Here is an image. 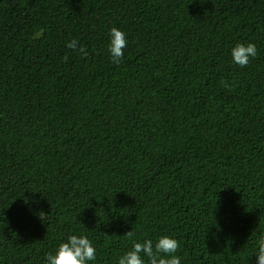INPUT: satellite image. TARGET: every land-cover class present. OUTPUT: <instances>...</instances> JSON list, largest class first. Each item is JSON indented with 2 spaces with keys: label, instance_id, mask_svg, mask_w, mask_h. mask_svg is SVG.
<instances>
[{
  "label": "trees",
  "instance_id": "16d2710c",
  "mask_svg": "<svg viewBox=\"0 0 264 264\" xmlns=\"http://www.w3.org/2000/svg\"><path fill=\"white\" fill-rule=\"evenodd\" d=\"M70 234L93 264L161 235L182 264H255L264 0H0V264H45Z\"/></svg>",
  "mask_w": 264,
  "mask_h": 264
},
{
  "label": "clouds",
  "instance_id": "9594fccd",
  "mask_svg": "<svg viewBox=\"0 0 264 264\" xmlns=\"http://www.w3.org/2000/svg\"><path fill=\"white\" fill-rule=\"evenodd\" d=\"M78 41L70 40L66 47L84 53V47L77 48ZM128 45L127 33L113 26L108 34L107 51L113 63H119L124 57ZM258 50L253 42H238L230 51L232 63L240 67L248 65L250 59L257 56ZM225 82V87H227ZM37 219L44 221L47 215L40 208L33 213ZM129 237L132 231L127 233ZM180 247L174 236L161 235L155 243L146 238L142 242H134L131 249L119 256L117 264H182V257L177 255ZM255 264H264V235L255 242L253 251ZM97 259V251L93 242L85 234H70L59 243L53 252L45 255V264H93Z\"/></svg>",
  "mask_w": 264,
  "mask_h": 264
}]
</instances>
